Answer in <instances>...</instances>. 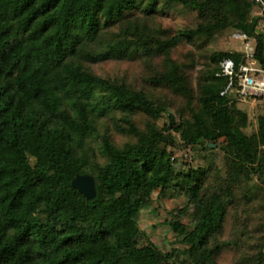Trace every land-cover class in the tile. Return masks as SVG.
I'll list each match as a JSON object with an SVG mask.
<instances>
[{
  "label": "trees",
  "instance_id": "obj_1",
  "mask_svg": "<svg viewBox=\"0 0 264 264\" xmlns=\"http://www.w3.org/2000/svg\"><path fill=\"white\" fill-rule=\"evenodd\" d=\"M263 6L0 0V264H264V101L255 125L222 75L245 51L205 52L246 36L264 70ZM178 13L190 25L173 27ZM135 60L140 86L93 69ZM149 210L165 214L151 227L173 235L165 249L143 228Z\"/></svg>",
  "mask_w": 264,
  "mask_h": 264
},
{
  "label": "rangeland",
  "instance_id": "obj_2",
  "mask_svg": "<svg viewBox=\"0 0 264 264\" xmlns=\"http://www.w3.org/2000/svg\"><path fill=\"white\" fill-rule=\"evenodd\" d=\"M254 16H263L264 15V6L263 7H254ZM168 21L173 27H185L190 25L192 21V17L184 14H171L168 15ZM264 26V24H263ZM264 28V27H263ZM235 36L231 35H220L212 42L208 43L206 46V54L209 55L215 51H226V52H235L240 51L243 52L247 50V44L249 42L243 43L240 40H237ZM183 52L188 54L191 52V47L179 48V52ZM198 52V50H196ZM199 53V52H198ZM95 72L99 75L103 76H111V77H125L129 80L130 83L136 84V86H140V78L141 75L145 72L144 65L141 61H125V62H110L103 65H96L93 67ZM262 102V100H252V99H240L238 101L239 106L247 111L251 117L252 122H255L256 125V116L258 112L256 111L258 105ZM260 106V105H259ZM251 133V131H249ZM117 141L121 142V137H117ZM201 142L198 143L197 148H202ZM183 154L181 151L177 152V157H180ZM181 199L179 200H169L166 203L168 212L174 209L175 207H179L178 203H181ZM149 211H144L143 216H145L143 228H149V237L152 238L156 244H158L162 249H165L168 246V241L173 238V235L166 233L168 231L167 227H160L151 229L153 225L163 223L165 221V214H161L159 218L153 217ZM221 264H238V256L233 252H225L223 253L221 260Z\"/></svg>",
  "mask_w": 264,
  "mask_h": 264
},
{
  "label": "built area",
  "instance_id": "obj_3",
  "mask_svg": "<svg viewBox=\"0 0 264 264\" xmlns=\"http://www.w3.org/2000/svg\"><path fill=\"white\" fill-rule=\"evenodd\" d=\"M240 38L244 42L247 40L246 36ZM245 52L248 64H243L237 71L234 61L225 60L222 64V75L230 78L228 90L232 88L243 100L264 101V70L257 67L253 61L254 48L250 42Z\"/></svg>",
  "mask_w": 264,
  "mask_h": 264
},
{
  "label": "water",
  "instance_id": "obj_4",
  "mask_svg": "<svg viewBox=\"0 0 264 264\" xmlns=\"http://www.w3.org/2000/svg\"><path fill=\"white\" fill-rule=\"evenodd\" d=\"M73 187L83 194L88 200H93L97 195L95 180L91 176L77 177L73 182Z\"/></svg>",
  "mask_w": 264,
  "mask_h": 264
}]
</instances>
